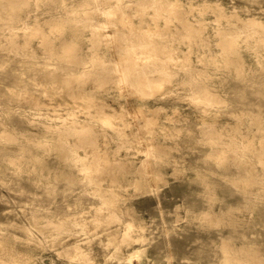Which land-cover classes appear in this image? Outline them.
Returning <instances> with one entry per match:
<instances>
[{
	"label": "rangeland",
	"instance_id": "obj_1",
	"mask_svg": "<svg viewBox=\"0 0 264 264\" xmlns=\"http://www.w3.org/2000/svg\"><path fill=\"white\" fill-rule=\"evenodd\" d=\"M177 3L137 13L136 0H0V264H264V133L255 131L264 126V29L216 32L220 13L264 22V0ZM126 20L176 60L171 77L156 73L162 87L150 97L112 89L109 66L126 39L106 32L132 35ZM218 39L241 54V70L235 59L225 66ZM92 58L109 62L95 68ZM190 81L216 86L225 101L207 107ZM102 111L120 133L89 118ZM87 120L85 135L78 123ZM137 122L156 146L148 164ZM128 219L137 228L114 237ZM75 241L86 255L74 254Z\"/></svg>",
	"mask_w": 264,
	"mask_h": 264
},
{
	"label": "bare ground",
	"instance_id": "obj_2",
	"mask_svg": "<svg viewBox=\"0 0 264 264\" xmlns=\"http://www.w3.org/2000/svg\"><path fill=\"white\" fill-rule=\"evenodd\" d=\"M138 4V9L137 13L143 11L145 8H152L155 13H159V9L164 10V3L165 1L168 2V8L170 9H175L177 6V0H136ZM166 9V8H165ZM106 13L108 15H113L114 10L111 8L106 10ZM222 16H224L225 19V26L221 27L220 25L217 26V33L219 36H225L229 33H231L232 30H237L242 27L247 28L250 32H254L258 29H264V22L253 17V16H246V17H240L238 15L235 16V18L231 19L230 15L231 13L226 16L225 13H220ZM122 15L127 16L125 11H122ZM126 25H128L131 30L133 31V34L131 35H124L122 34L121 31L119 30H111L106 32L107 36L109 38H114V37H119L121 36L122 38L126 39V50L125 54L122 56H115L114 58L111 59V65L109 66L110 70L116 71L118 74V85L113 86L112 89L118 90L122 94H130V92H135L139 95H147V97H150L153 95V88L157 87L158 89H161L162 87V80L158 79L157 77V72L162 73L160 70L165 72V75L169 78L173 75L172 71H169L168 69V64L169 62L176 61L174 57L167 51L168 49L165 48L164 46H159L157 42L154 41L152 38V34L146 29V28H141V27H134L131 23L132 21L126 20ZM187 22L184 24L188 30H192L194 26L191 24L186 25ZM231 27H234L231 29ZM200 29V28H198ZM264 39V38H262ZM217 45H219V55L222 57V61L224 62L225 66H227L228 63H231L233 59H235L238 62V68L237 72L241 70L242 68V56L238 52H233L229 51L226 49L225 44L218 39L217 40ZM139 47L142 51L140 53L136 52L133 56H129V50L131 48ZM71 49V47H68ZM108 61H101L99 59H91L90 64L91 66L94 65V67H97L98 63L104 64L106 66L108 64ZM185 68H190L189 64L185 65ZM160 69V70H159ZM200 69V68H199ZM218 69V68H217ZM202 71V70H201ZM190 83L188 86H190ZM212 85V84H211ZM148 87V89H147ZM151 89V90H150ZM189 89V94L194 95V99L197 101H203L208 105L207 107L211 106L213 103H220L224 102L225 98L222 96V92L216 88V86H208V84L204 83H199L197 82V89H194L192 85L190 86ZM141 100V99H140ZM130 103V102H129ZM131 106L128 105V109L130 110L131 113L143 116L144 111L140 108H138L136 105L133 103ZM105 105L108 106L106 101H102V103L99 104V106ZM111 109L114 111L116 108H113L112 106ZM158 105L151 107L147 106L148 110H152L157 108ZM103 115H100L97 117L93 116L92 113H89V118L91 120L95 121L96 119L99 120V122L106 126L105 128L111 132L117 131L121 132L119 129L117 130V125L112 122L109 117L113 115V112L107 113L105 111H102ZM71 116H74L72 114ZM97 117V118H96ZM147 118H144V122L149 121ZM120 120H123L120 117ZM71 125L74 124L76 125V119L71 120ZM137 124V132H138V143L139 145V150L144 153L145 156V162L148 164L149 163V157L151 155H154V153H151L156 146L154 143L150 141V136H147V130H144V133L146 135H143L141 132V129L144 128L145 123H136ZM80 125V129L83 131L85 135L91 134L93 129L91 125L89 124L88 120L84 123H78ZM75 130L77 127L72 126ZM262 131L264 133V126L258 125L255 127V131ZM255 131H253L255 133ZM151 132V130H150ZM124 134H128L125 132ZM93 140H87V145L92 148L93 146ZM91 155L92 159H98L101 158L102 156L99 155V153H96L94 151L89 152ZM152 157V156H151ZM259 158V154L257 155ZM260 158H264V155H260ZM105 162H108L107 158H102ZM89 163H85V167L89 168ZM148 166V165H146ZM145 173H148L149 175H152L151 170L146 168ZM96 192L99 193V195L103 198L104 202L103 203H114V194H112V197L108 199V197L105 194V190L101 189L100 187H97L94 189ZM108 199V200H107ZM206 217V216H205ZM206 220V219H205ZM133 228H137L136 224L132 222L131 219H128L125 223L124 228L121 230H115L114 233L112 234L114 237L116 236L115 234L117 232H120L122 235L126 236L129 234V231L132 230ZM139 228V227H138ZM142 229V227H141ZM114 239V238H113ZM71 246H73L74 249V254H84L86 255L85 251L81 248L79 243L76 241L71 243ZM229 250H224V253H227ZM43 260V259H42ZM227 256L224 254L223 261L226 262ZM86 262L89 264H94L93 260L91 258H87ZM49 264V263H48ZM52 264V263H50ZM54 264V263H53ZM227 264H232L231 262H228Z\"/></svg>",
	"mask_w": 264,
	"mask_h": 264
}]
</instances>
